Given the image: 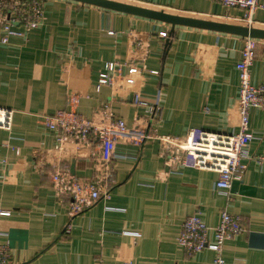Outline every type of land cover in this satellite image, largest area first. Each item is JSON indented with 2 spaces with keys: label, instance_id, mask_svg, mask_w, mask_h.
Here are the masks:
<instances>
[{
  "label": "crops",
  "instance_id": "obj_1",
  "mask_svg": "<svg viewBox=\"0 0 264 264\" xmlns=\"http://www.w3.org/2000/svg\"><path fill=\"white\" fill-rule=\"evenodd\" d=\"M118 1L264 28L260 8L247 22L242 9L210 0ZM140 36L148 40L146 67L158 74L140 77L133 88L94 89L104 62L127 59ZM2 37L0 31V106L13 113L11 128H0V211H9L0 215V231L6 234L11 264H212L213 251L188 256L176 237L187 215L200 211L202 220L214 226L224 207L241 217L245 229L225 240V264H264V165L257 167L253 159L264 150L260 109L249 112L254 138L229 201L214 189L215 171L171 173L157 139H147L140 146L117 143V153L137 159L115 158L109 198L74 216L67 197L56 194L49 162L56 155L63 173L85 180L93 175V158L89 149L56 151L53 133L41 122L43 115L66 108L72 90L79 95L77 113L91 118L109 104L128 127H136L135 119H146L145 107L131 102L132 90H140L149 103L157 98L159 112L148 127L157 136L183 137L191 127L230 132L238 125L235 64L244 37L172 27L71 0H45L40 27L9 36L6 43ZM250 75L252 84H264V39L257 41Z\"/></svg>",
  "mask_w": 264,
  "mask_h": 264
},
{
  "label": "built area",
  "instance_id": "obj_2",
  "mask_svg": "<svg viewBox=\"0 0 264 264\" xmlns=\"http://www.w3.org/2000/svg\"><path fill=\"white\" fill-rule=\"evenodd\" d=\"M225 9L238 8L244 11L242 20L251 21L252 13L264 4L259 0H210ZM45 0H0V31L3 32L2 43L7 37L22 35L24 31L40 27L44 21ZM249 25V24H248ZM20 28L22 30H20ZM258 39L244 37V45L235 64L238 72L237 129L230 132L209 131L201 127H191L183 137L170 135L157 136L148 130L159 112L156 101L149 103L140 90L133 91L131 102L145 107L146 119H135L136 127H128L124 119L113 114L109 104L89 118L76 112L79 101L78 93L69 90L66 94V108L52 114L43 115L41 122L51 131L55 139V150L70 146L74 149H89L93 158V175L89 179L79 180L60 168V159L54 155L49 162L54 171L50 173L53 187L58 197L66 196L70 216L78 215L101 199L109 198L113 184V161L122 155L115 151L117 143L129 142L140 146L147 139H157L159 155L164 158L167 171L178 173L183 168L215 171L217 178L214 189L231 199V185L239 172L245 169L241 162L247 155V146L254 138L249 127V112L260 109L264 113V84L251 83L250 67L254 60ZM136 49L124 61H105L103 68L94 80V89L108 86L114 92L117 88H133L140 77L158 74L157 70L148 69L145 57L148 54L147 37H137ZM70 70L68 65H64ZM126 68V71L124 69ZM13 111L0 106V128L9 130L12 125ZM147 122V124H146ZM255 165H264V150L253 156ZM108 209H113L107 206ZM0 215H9V211H0ZM242 219L230 213L226 207L220 211L219 222L208 226L201 218L200 211L187 215L180 227L176 241L193 256L205 248L214 253L212 264H225L223 257L224 242L244 232ZM211 234V238L210 235ZM6 234L0 231V264H11ZM116 264H131L121 261Z\"/></svg>",
  "mask_w": 264,
  "mask_h": 264
},
{
  "label": "water",
  "instance_id": "obj_3",
  "mask_svg": "<svg viewBox=\"0 0 264 264\" xmlns=\"http://www.w3.org/2000/svg\"><path fill=\"white\" fill-rule=\"evenodd\" d=\"M84 4L98 6L104 9L127 13L143 18L162 21L175 25L188 26L199 29L211 30L216 32L234 34L241 37H251L255 39H264V28L230 23L220 20L206 19L194 16H186L169 13L163 10L152 9L118 0H71Z\"/></svg>",
  "mask_w": 264,
  "mask_h": 264
},
{
  "label": "rangeland",
  "instance_id": "obj_4",
  "mask_svg": "<svg viewBox=\"0 0 264 264\" xmlns=\"http://www.w3.org/2000/svg\"><path fill=\"white\" fill-rule=\"evenodd\" d=\"M201 18H206V17H201ZM207 19V18H206ZM243 25H245V24H243Z\"/></svg>",
  "mask_w": 264,
  "mask_h": 264
}]
</instances>
